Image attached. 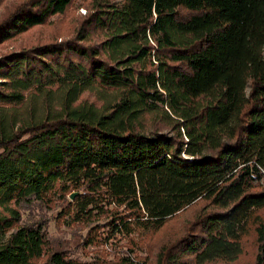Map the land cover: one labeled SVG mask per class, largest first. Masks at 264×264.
Listing matches in <instances>:
<instances>
[{"label":"trees","instance_id":"1","mask_svg":"<svg viewBox=\"0 0 264 264\" xmlns=\"http://www.w3.org/2000/svg\"><path fill=\"white\" fill-rule=\"evenodd\" d=\"M73 1L23 0L0 43ZM263 178L264 0H91L76 35L0 55V264H139L40 261L47 235L21 207L75 192L78 220L128 235L204 200L172 261H234L253 228L264 264Z\"/></svg>","mask_w":264,"mask_h":264},{"label":"rangeland","instance_id":"2","mask_svg":"<svg viewBox=\"0 0 264 264\" xmlns=\"http://www.w3.org/2000/svg\"><path fill=\"white\" fill-rule=\"evenodd\" d=\"M22 1L1 0L0 18ZM90 6L91 0H74L65 12L51 16L46 23L1 42L0 55L24 46L76 35ZM100 97L101 92L97 89L86 90L82 94V100L96 104H102ZM154 121V116L149 117L150 125H154ZM164 130L168 127L165 126ZM72 194L58 193L51 202H33L21 207L22 223L39 222L47 235V251L40 261L49 257V251L59 249L69 257L82 261L96 256L111 260L131 254L139 264H197L187 256L174 263L171 254L176 252L175 242L185 233L195 230L200 216L214 209L206 201L199 200L178 212L158 230L137 229L128 235L110 232L105 218L89 223L78 220L75 204L71 203L75 198H71ZM96 235L97 239L90 244L89 241ZM243 248V253L234 261L218 260L206 264H257L258 243L253 228L244 237Z\"/></svg>","mask_w":264,"mask_h":264},{"label":"water","instance_id":"3","mask_svg":"<svg viewBox=\"0 0 264 264\" xmlns=\"http://www.w3.org/2000/svg\"><path fill=\"white\" fill-rule=\"evenodd\" d=\"M78 194V192H75L71 195V198L73 199L76 195Z\"/></svg>","mask_w":264,"mask_h":264},{"label":"built area","instance_id":"4","mask_svg":"<svg viewBox=\"0 0 264 264\" xmlns=\"http://www.w3.org/2000/svg\"><path fill=\"white\" fill-rule=\"evenodd\" d=\"M263 182H264V178H263Z\"/></svg>","mask_w":264,"mask_h":264}]
</instances>
